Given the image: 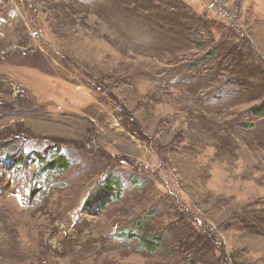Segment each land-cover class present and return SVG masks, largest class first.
Returning a JSON list of instances; mask_svg holds the SVG:
<instances>
[{"label":"rangeland","instance_id":"rangeland-1","mask_svg":"<svg viewBox=\"0 0 264 264\" xmlns=\"http://www.w3.org/2000/svg\"><path fill=\"white\" fill-rule=\"evenodd\" d=\"M261 103L264 0H0V264H264Z\"/></svg>","mask_w":264,"mask_h":264},{"label":"trees","instance_id":"trees-1","mask_svg":"<svg viewBox=\"0 0 264 264\" xmlns=\"http://www.w3.org/2000/svg\"><path fill=\"white\" fill-rule=\"evenodd\" d=\"M252 110H253V112L256 113V114H264V103H261V104L258 105L257 107H253ZM63 160H64V157L61 156V155H60V156L58 155V156H57V160H56V162L61 161L62 164H63V166H66L65 163L63 162ZM102 181H104V179H103ZM108 185H109V186H108ZM108 185L106 184V189H109V188H107V186L110 187V190H108V191L113 192V191L116 190V188H115V184H114L113 182H111V181L108 182ZM85 204H86V202H85ZM139 239H140V241H141V244H142L144 247H155V245L150 244V243L147 241V239H146L143 235H140V236H139Z\"/></svg>","mask_w":264,"mask_h":264}]
</instances>
